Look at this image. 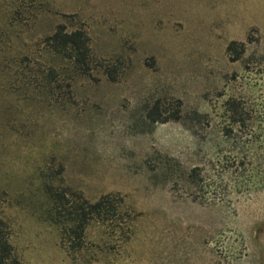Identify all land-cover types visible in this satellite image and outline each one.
<instances>
[{"label": "rangeland", "instance_id": "374dc122", "mask_svg": "<svg viewBox=\"0 0 264 264\" xmlns=\"http://www.w3.org/2000/svg\"><path fill=\"white\" fill-rule=\"evenodd\" d=\"M0 217L18 264H264V0H0Z\"/></svg>", "mask_w": 264, "mask_h": 264}, {"label": "trees", "instance_id": "16d2710c", "mask_svg": "<svg viewBox=\"0 0 264 264\" xmlns=\"http://www.w3.org/2000/svg\"><path fill=\"white\" fill-rule=\"evenodd\" d=\"M44 45L46 48L55 55L66 58L68 61L72 62L75 67H80L81 70L86 71L89 68V58H90V47L89 39L86 33L82 30L67 31L62 25L58 26L56 30L51 34L46 36L44 39ZM236 42H230L227 46V53L230 56V60L234 61L237 58L233 56L236 51ZM49 75H52L50 71ZM228 103L234 108H238L239 105H235L234 100H228ZM238 113V112H237ZM241 113L235 120L237 124H243L244 118H240ZM52 197L54 200H60L63 197L53 192ZM81 198V197H80ZM62 204V203H60ZM113 202L111 200V195L106 194L101 196L95 202H89L81 198L80 203H76L72 207V212L69 213L70 222L61 223L64 228V234L68 229L77 230L75 234L80 236L83 230L87 226L88 222L93 219L101 218L104 215H114ZM75 227V228H74ZM0 264H18L17 260L13 255V248L9 242V232L6 223L0 217Z\"/></svg>", "mask_w": 264, "mask_h": 264}]
</instances>
